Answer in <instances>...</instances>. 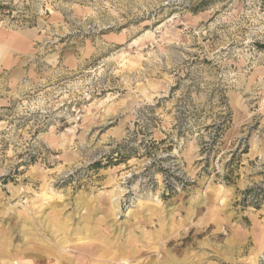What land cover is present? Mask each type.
<instances>
[{
    "label": "rangeland",
    "instance_id": "rangeland-1",
    "mask_svg": "<svg viewBox=\"0 0 264 264\" xmlns=\"http://www.w3.org/2000/svg\"><path fill=\"white\" fill-rule=\"evenodd\" d=\"M259 188L264 0H0V264H264Z\"/></svg>",
    "mask_w": 264,
    "mask_h": 264
},
{
    "label": "clouds",
    "instance_id": "clouds-1",
    "mask_svg": "<svg viewBox=\"0 0 264 264\" xmlns=\"http://www.w3.org/2000/svg\"><path fill=\"white\" fill-rule=\"evenodd\" d=\"M83 129V131L80 132V135H77V132L80 130V129ZM88 131L89 129L82 126V125H76L73 123V126L68 130V132L70 133V135H67V138L65 139L64 143L66 145H72V141H75V140H79L81 143H83V138L85 136H87L88 134ZM52 132H55V128L52 129ZM44 137L41 136L39 137L38 139H43ZM101 143H103V141H101ZM99 146V145H97ZM75 146L73 145V148ZM87 162V161H86ZM77 166H80L79 164H77Z\"/></svg>",
    "mask_w": 264,
    "mask_h": 264
},
{
    "label": "trees",
    "instance_id": "trees-1",
    "mask_svg": "<svg viewBox=\"0 0 264 264\" xmlns=\"http://www.w3.org/2000/svg\"><path fill=\"white\" fill-rule=\"evenodd\" d=\"M254 195V200H258L259 197H264V189L259 188V190L257 191L256 189H249L245 192V196L249 197Z\"/></svg>",
    "mask_w": 264,
    "mask_h": 264
},
{
    "label": "bare ground",
    "instance_id": "bare-ground-1",
    "mask_svg": "<svg viewBox=\"0 0 264 264\" xmlns=\"http://www.w3.org/2000/svg\"><path fill=\"white\" fill-rule=\"evenodd\" d=\"M116 191V190H115ZM120 196V195H119ZM114 198V197H113ZM117 198V197H116ZM121 198V197H120ZM113 202V201H112ZM114 204V203H113ZM112 204V205H113ZM121 204V203H120ZM113 207V206H112ZM115 211V210H114ZM65 222H67V221H65ZM63 229V228H62ZM66 239V238H65ZM62 248H64V247H62ZM61 251H64V249L63 250H61ZM61 253V252H60ZM59 263H61V262H59ZM126 263V262H125ZM11 264H19L16 260H14V261H12L11 262ZM63 264V263H62Z\"/></svg>",
    "mask_w": 264,
    "mask_h": 264
}]
</instances>
